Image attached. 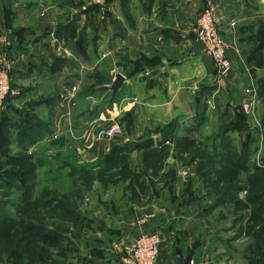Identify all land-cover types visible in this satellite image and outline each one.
Here are the masks:
<instances>
[{"label": "crops", "instance_id": "crops-1", "mask_svg": "<svg viewBox=\"0 0 264 264\" xmlns=\"http://www.w3.org/2000/svg\"><path fill=\"white\" fill-rule=\"evenodd\" d=\"M205 6L214 11L231 62L226 75L196 40ZM0 58L11 64L17 91L11 105L48 128L29 148L43 162L36 178L45 174L52 185L41 190L67 195L75 181L83 189L78 230L57 258L121 264L138 233L156 232L162 241L156 264H178L175 247L190 264L217 263L203 225L208 201L201 162L178 153L176 144L187 139L210 151L212 138L241 115L247 127L231 131L233 146L240 152L247 138L262 145L257 78L264 76V0H0ZM118 74L123 82L108 93L103 85ZM248 99L252 113L241 107ZM115 128L122 129L119 141L106 136ZM149 138L154 145L146 149L166 152L155 176L144 172V149L128 153L125 180L119 171L82 182L72 172L94 167L114 145Z\"/></svg>", "mask_w": 264, "mask_h": 264}, {"label": "trees", "instance_id": "trees-1", "mask_svg": "<svg viewBox=\"0 0 264 264\" xmlns=\"http://www.w3.org/2000/svg\"><path fill=\"white\" fill-rule=\"evenodd\" d=\"M256 58L260 59L259 52L256 53ZM259 93H264V76L257 78V96ZM12 99L13 97H8L4 101L2 112L4 115L2 116L8 117L6 111L10 110L17 116L15 119H18V123L27 124L28 131H23L19 135L18 149L13 162L7 157L0 163V165L3 164L7 167L6 172L1 175L0 182V191L3 197L9 198L11 192L18 194L16 200L0 201V264L4 262L9 264H55L58 261L62 262L54 254L59 243H63L65 239L67 240L68 236L74 238V233L78 230L81 218L77 210V203L82 200L80 198L83 189H78L76 187L78 186L77 181H75L74 190L67 195L56 194L47 189L35 193L36 171L42 167L43 162L40 159H33L32 154L28 155L27 152L36 140L47 133L48 128L46 124L27 111L22 116L19 110L11 105ZM262 104H264V101ZM240 118L244 120L240 115L232 123H228L229 125L227 124L220 129V135H215L211 141L210 151L204 147L195 146L193 142L187 139H181L176 144L178 153L190 152L202 161L201 178L205 188L207 190L211 188L219 189L220 193L213 203L207 207L209 210L227 205H241L243 202L238 199L241 193L257 194L258 191H252L251 186L258 188L264 184L262 177H249L245 181L241 177L242 173L249 174V158L245 151L247 150L246 147H250L252 140L247 138L245 147L243 146V149L238 152L233 146L232 140L223 135L228 133L233 126L232 130L241 129L237 126ZM260 126L264 128V114L260 118ZM14 132L20 131L16 130ZM116 146H112L109 153L99 159L94 167L90 169L73 168L72 172H75L82 182L119 171L122 179L125 180L131 173L126 167L127 155L133 150H140V148L136 144L126 145L129 150L122 151L125 156L122 157L120 152H115L114 148H117ZM4 150H6L5 147L0 152ZM144 150V172L149 169L152 175L155 176L159 167L162 166L166 152L164 148ZM254 172H259V169L255 168ZM247 204L252 205L251 198L247 199ZM262 204L264 206V203ZM8 207L13 210V216L8 213ZM45 212H48V214ZM42 213L48 219L52 218L53 215H58L59 219L56 221L57 223L51 220V223L48 224V221L46 222L45 218L42 217ZM51 235H53L52 240L50 239ZM240 235H243L242 229ZM258 240L259 238L256 236V241Z\"/></svg>", "mask_w": 264, "mask_h": 264}, {"label": "rangeland", "instance_id": "rangeland-1", "mask_svg": "<svg viewBox=\"0 0 264 264\" xmlns=\"http://www.w3.org/2000/svg\"><path fill=\"white\" fill-rule=\"evenodd\" d=\"M4 61V64L0 63V69L4 65L9 66L11 73V64L8 62V60ZM9 79L11 88L15 90L10 75ZM258 100L260 103L264 101V93L258 94ZM3 110L4 103L0 108V151L3 147H5L6 150L0 152V163L4 159H7V157H9L11 159V162H13L15 153L18 149L17 141L19 139V135L23 131L27 130V124L18 123V119H12L9 116L3 117ZM24 120L27 121L28 119ZM245 125V120H242V118H240L238 120L237 126L241 127L242 129H246L247 126ZM233 128L234 126L228 131V133H224V137H229L231 140L234 139L230 135ZM16 130H19L20 132H14ZM220 133L221 131L218 132L217 135H220ZM251 140L252 142H256L254 138ZM252 144L253 143L250 144V147H246L247 150L245 151L249 158V174H241V177L244 181L249 177H262L264 179V141L261 146L256 147L252 146ZM116 147L117 148H114L115 152H120L121 156L125 157L123 155V152L128 151L129 147H126V144L117 145ZM241 149H243V147ZM32 153L34 154V152H30V150H28L27 152L28 155ZM33 154V159H35V156ZM200 162L202 164V161ZM201 164L200 166H202ZM255 168H258L259 172H254ZM6 170L7 167L3 166V164L0 165V182L1 175L4 174ZM47 184L52 186L47 181L45 174L39 173L36 178L35 193H39L41 188ZM52 184L55 185L57 190L62 189L59 183L52 182ZM80 185L81 184H78V186L76 187L78 189H81ZM250 189L254 192L258 191V193H241L238 196V199L243 202V204L241 205H227L215 208L213 210H209L206 208L203 225L204 230L210 237V249L208 251V255L210 258H212L213 261L217 262L216 264H218V262L227 263L228 261L230 262V264H264V206L262 204L264 203V184L258 188H256V186H251ZM219 193L220 191L218 188H211L210 190L206 191L204 197L208 201V206L213 203ZM17 195L18 194L16 192H11L9 198H4L2 192L0 191V201L6 202L8 200H16ZM249 198H251L252 201L251 206L247 204V199ZM80 199H82V197ZM7 210L8 213H10L12 216L14 215L11 208L8 207ZM45 213L48 214V212ZM42 217L45 218L46 222L48 221V224L51 223V220H54L55 223H57L56 221H58L59 219L58 215H53L52 218L48 219L46 215L44 216V213H42ZM241 229L243 231V235L239 236ZM52 236L53 235L50 236V239ZM256 236L259 238L258 241H256ZM69 245L70 244L65 239L63 243H59L58 249L54 252V254L60 256L68 248ZM64 262L65 261H58L55 264H63ZM3 264L9 263L4 262Z\"/></svg>", "mask_w": 264, "mask_h": 264}, {"label": "built area", "instance_id": "built-area-1", "mask_svg": "<svg viewBox=\"0 0 264 264\" xmlns=\"http://www.w3.org/2000/svg\"><path fill=\"white\" fill-rule=\"evenodd\" d=\"M94 5H103L107 0H88ZM196 40L201 46L202 53L207 56L214 68L223 75L228 74L231 71V62L226 54V47L219 34L217 28V19L215 18L214 11L211 7L205 6L201 10L195 24ZM10 67L4 65L0 69V108L3 106L4 101L8 97H14L17 91L10 86ZM103 88L111 93V83H106ZM76 88L71 89V93L68 96V103L70 106H74L73 94ZM245 94H252L250 89H245ZM251 99H248L242 103L241 107L243 111L252 113L253 108ZM210 102H207L209 105ZM122 129L115 128L106 132L108 138H113L120 135ZM243 194V193H242ZM152 215L144 217L142 223L150 219ZM162 241L159 235L154 233H138L132 240L127 252L120 259L121 264H156L159 250L161 248Z\"/></svg>", "mask_w": 264, "mask_h": 264}, {"label": "water", "instance_id": "water-1", "mask_svg": "<svg viewBox=\"0 0 264 264\" xmlns=\"http://www.w3.org/2000/svg\"><path fill=\"white\" fill-rule=\"evenodd\" d=\"M123 80L124 79L121 75L118 74L115 76L114 80L111 83V92L112 93H114L118 89V87L123 82ZM123 129H124L125 134L127 136H130L129 125L124 124ZM113 140L119 141L120 137H113ZM153 145H154V140L151 138L146 139V140L136 144V146L140 149H146V148L151 147ZM174 254H175V257L177 259L178 264H190L191 257L188 256L184 259L178 247L174 248Z\"/></svg>", "mask_w": 264, "mask_h": 264}]
</instances>
